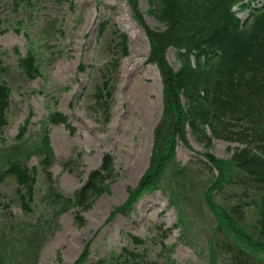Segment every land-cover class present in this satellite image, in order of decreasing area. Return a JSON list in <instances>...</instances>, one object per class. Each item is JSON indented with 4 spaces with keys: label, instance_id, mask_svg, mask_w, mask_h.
I'll use <instances>...</instances> for the list:
<instances>
[{
    "label": "rangeland",
    "instance_id": "rangeland-1",
    "mask_svg": "<svg viewBox=\"0 0 264 264\" xmlns=\"http://www.w3.org/2000/svg\"><path fill=\"white\" fill-rule=\"evenodd\" d=\"M139 6L146 24L162 29L148 14L146 1ZM121 34L127 37L125 55ZM149 50L127 0H0V68L7 69L0 71V80L10 88L0 131V167L20 142L39 150L43 132L51 153L49 166L38 153L22 158L35 178L31 213L21 208L14 177L4 176L0 182V250H12L14 264H74L85 247L83 264H231L224 243L242 250L250 258L247 264H264V238L254 227L253 208L244 210L234 240L216 213L232 206L235 186L215 192L217 172L214 165L204 164L203 155L208 154L228 160L237 144L212 140L205 147L188 134V145L177 143L156 188L142 192L129 210L109 220L147 171L153 131L162 116L161 77L157 67L147 64ZM27 54L34 56L38 72L30 80L18 69ZM166 59L178 69L173 49L167 50ZM110 63L113 75L103 78L99 71ZM98 88L102 101L93 96ZM55 112L66 116L69 128L51 122ZM105 154L114 164L109 191L81 213V223L72 208L53 218L48 187L71 198ZM205 199L218 206L216 213ZM35 230L41 233L39 243L29 244L24 238ZM126 250L140 255L142 262H127L131 255Z\"/></svg>",
    "mask_w": 264,
    "mask_h": 264
},
{
    "label": "trees",
    "instance_id": "trees-1",
    "mask_svg": "<svg viewBox=\"0 0 264 264\" xmlns=\"http://www.w3.org/2000/svg\"><path fill=\"white\" fill-rule=\"evenodd\" d=\"M140 1L127 0L133 17L149 43L147 63L156 66L160 73L162 116L154 130L147 171L138 187L129 190L124 205L113 209L109 220L124 209L129 210L142 192L156 188L164 165L175 157L177 143L188 145L187 135L190 134L205 147L211 146L212 140L238 145L228 160L203 155L204 164L214 165L217 172L213 185L219 187L215 192L225 187L235 186L236 189L230 198L226 197L234 200L228 211L220 209L217 212L218 206L213 205L211 199H205V203L225 221L234 240L237 231H241L237 230V226L244 220V210L253 208L256 214L254 227L264 238V4L250 9V3L255 0H145L148 14L162 26V29L156 30L146 24L140 11ZM246 9H249L248 15L241 22L237 11L244 12ZM102 31L103 22L99 24L98 34H102ZM119 37L122 55H125L127 37L125 34ZM168 49L175 52L179 65L177 70L166 59ZM33 57L27 54L18 61L21 76L29 80L38 76ZM113 68L110 63L99 73L103 78H109L113 75ZM79 70L84 71V66L80 65ZM0 71L5 73L7 69L0 68ZM100 91L98 88L93 96L102 101ZM9 92L7 83L0 80V131L5 123ZM105 95L109 97L110 94ZM101 106L108 110V105ZM51 122L63 123L69 128L66 116L58 112L51 114ZM21 132L18 134L19 141L22 139ZM43 135L45 147L41 144L39 150L37 147L31 150L20 142L12 147L13 152H8L12 157L4 154L0 167V182L4 176H13L16 180V195L26 213L32 212L35 178L34 172L26 167L22 158L38 153L43 165L49 166L51 153L47 134L43 132ZM47 176L50 177V174ZM113 177V160L105 154L100 168L88 175L71 198L54 193V187L49 186L51 192L47 197L51 202V215L56 218L62 211L72 208L76 221L81 223V213L90 209L98 197L109 191L107 181L110 182ZM219 227L223 228L220 223ZM10 229H13L12 225L6 228L12 236ZM2 234L0 243L3 242ZM40 234L35 230L25 239L29 244H37ZM16 235L19 236L17 231ZM134 240L141 243L140 239ZM224 246V254L229 255L231 264L248 263L250 258L242 250L233 249L228 243H224ZM86 259L85 247L74 264H83ZM14 260L12 250L9 253L0 250V264H14ZM130 260L142 262L138 254H132L125 261Z\"/></svg>",
    "mask_w": 264,
    "mask_h": 264
}]
</instances>
